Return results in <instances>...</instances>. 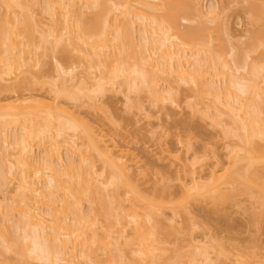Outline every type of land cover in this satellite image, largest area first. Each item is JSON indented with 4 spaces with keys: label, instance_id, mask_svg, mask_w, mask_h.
<instances>
[{
    "label": "bare ground",
    "instance_id": "obj_1",
    "mask_svg": "<svg viewBox=\"0 0 264 264\" xmlns=\"http://www.w3.org/2000/svg\"><path fill=\"white\" fill-rule=\"evenodd\" d=\"M74 1L46 0L45 1L46 5H44V7L42 6L43 9L42 13L49 16V18L51 19V25H45L41 21V19L38 18L37 14L33 11V8L35 6L39 7L38 4L40 3H38V1L0 0V11H2V13L0 12V19H1L0 20V74L12 76L14 75L13 71L16 72L19 71L21 65L18 62H16L17 61L16 58L17 56L25 52L24 51L25 43L23 42L25 38H28L27 44L25 45L28 47L34 41V38L37 34H38L37 36L40 37H43L41 35H46L51 38V42H49L50 44L49 46L50 47L52 46L53 49L54 47H58L59 45H61L62 42L63 44L62 46L66 52L77 53L78 55L77 58L79 63L81 64L83 63L85 65V63L88 62V66L87 64L85 65L87 66L86 70L90 68L93 69V67L97 71L101 70L99 71L100 73L99 77L93 78L92 76V81H91L90 73L88 74L86 73V75L84 76L85 78H83L81 81V85L80 84L78 85L81 86V89H79V91L81 92V94H84V96L82 95L83 98L86 97L85 100L86 101L88 100L87 102L88 103L90 102L91 105H93L95 108H97V106H95L96 104H94L95 102H93L94 100L92 99L93 95L99 93L104 94L105 93L104 91L106 90L108 91L109 90L108 88H110V86H113L115 83L121 82L122 79L123 81L120 83L121 87L125 85L127 86L126 89L131 88V92H136L134 88H136V86L138 87V85L140 84L141 85L144 84L143 90H145L146 94L148 93L150 98L152 97L154 98V101L152 98V101L155 102L153 104H156L158 102L162 103V101L166 102V100L169 101L170 99L169 100L166 99L164 95H162L163 93L162 94L158 93V90L156 89V81L154 80V78L158 80L159 77H162L163 80V77L165 78L167 77V79L169 77L170 79L168 80H171V82L174 85L173 89L178 88L176 86H179L181 84L187 85L186 83H189V85L190 84L192 85V87L190 88L192 89L191 92L193 91L194 95L195 94L197 95L198 93L199 95L198 98H200V101L201 98L203 101H205L203 97L206 98L207 95H209L208 97L211 96L210 97L211 100H208L211 103L208 104L212 105L213 107L212 112H214L211 121H213V124L215 123L217 126L221 127L222 126L221 122L223 120L220 122L221 119L219 118L225 115L229 117V119L232 121V123L230 121V124L235 126L236 132L235 134H233L234 132L230 133L231 131L229 130L226 131L225 129L224 131L222 126L221 127L223 133L222 136L225 139L234 135L229 139H235V138L236 139L234 141L235 143L231 145L230 151L227 152L226 154V157H228L229 159L226 167L221 168L219 170L213 168L212 170L209 171L208 176H206L205 179H202L200 178L201 176L199 177L195 174L196 173L194 169L195 164L192 163L190 164V166L188 164L190 168L187 167V170L184 167L185 165H183L182 166V170H183L182 172H184L183 178H180L181 176L179 175L178 177L176 176V181L178 180V184H179L178 185L179 193L177 195H173V191L170 186V180L169 178L165 177V179L160 178L159 182L163 184L161 189L158 192L157 191L155 192L156 195L145 197L140 192L137 185L135 184L136 180L134 179V176L130 173V168L133 165H135V163L137 162L134 161L133 158L127 152H123L121 150L119 151L116 148V146L113 145L110 137H108L107 134L103 133L102 130L97 131L95 128L93 129V127L91 125H88L87 123L78 126L69 121L66 122L67 120L65 122L60 121L62 120V118L61 117L58 118L59 113L63 112V114L64 113L66 114L67 112L59 107V104L56 103L55 99H54L55 101L53 99L52 101L49 100L46 101V99L43 100L44 98L43 99L41 98L42 100L33 99L32 101V99H27V98L23 99L21 98V96H19V98L15 97L17 99H13L10 102L1 104L2 106H0V122L2 123V126L8 124H14V123L21 125V127L23 126V128H21L22 130L21 133L23 134L15 137L13 141L14 143H12L14 145V150H16L17 153L15 152L16 153L15 155L14 154L11 155L12 159L14 156V160L12 161V163H10L9 161V165H11L12 167L8 166L9 171L6 170L7 173L10 172L12 178L18 176L17 178L20 181L19 184H21L20 188L21 187L22 189L27 188L24 193H29L33 191L32 192L33 194L35 193L38 195L41 188L37 186L39 185V183H41L40 180L43 179H44L42 182L43 187L46 189L45 190L46 192L48 190V193H46L48 194L46 195L48 200H46L47 202L43 204L48 211L50 212L52 211V213L49 214L48 220H46L42 215H40V210L35 204H33L35 203L33 199H32L33 202L30 200L24 201V199L23 200L20 199V202L19 201L18 202L22 203L20 204L23 205L22 208H20L21 207L20 205L16 204L17 207L19 208L16 213L17 214L20 213V216H22V221H23V217L24 219H26L25 221H23L26 223L25 225L26 229H22V231L26 230L25 235L23 234L24 243L26 242L27 245L28 241L32 242L31 245L32 248L28 246L30 248L29 251L31 252L29 254L35 255V256L33 255L34 256L33 258L36 259V262L38 261L36 264L40 262H41L40 264H43V262H46L45 264H62V263L81 264L80 263L82 261L81 259L83 260L89 259L90 263L92 261V264L93 263L100 264L98 263L100 261L97 257L98 255L95 253L96 251L93 248V245L95 243L94 239H96L98 235L97 233H95V229L93 230L92 228L94 224L92 225L91 222L89 223L88 221H86L87 223L85 222V225L84 224L82 225L81 224L82 222L80 221H82L83 219L80 218L81 220L77 223L81 224V226L83 227H79V229L73 230L75 228L72 229L71 226H68L66 223V221H68L67 219L71 218L73 220L74 219L76 220V217L78 218V215L80 213L79 211L81 210L80 208L83 203H86L91 209L92 207H95L97 209L96 210L97 214L95 215L96 216L95 218L106 223L104 224V226L101 227V236L99 235L97 238V241L100 238L99 244L101 245V248H103L102 250L108 251V248L111 247L112 244L114 243L117 244L116 239L112 240L113 237L111 238L110 232H112L111 231L112 228L118 225L117 223H119L118 222L119 220H120L119 224L124 225L125 227H130L131 232L129 234V237L125 239L126 240L125 242H123L122 244L123 247L121 246V248L118 249L119 252H123L121 254H118L119 256L117 257H119V259H117V257H114L115 254L114 253L113 256L110 255L104 261V264H123V262L125 263L126 260H129L130 264H178V263L208 264L209 262L211 263L212 261L214 262L211 264H228L229 261L231 262V263L229 262V264H261L259 261L260 254L258 252V249H255L252 253H249L251 254L250 256H246L245 254H237L232 257L230 253L225 252L222 249V246L218 243V245L214 246L215 256L214 259L211 260L208 257L209 253L205 251L204 248H200L199 243L196 244L191 243L192 240L190 241V244H192L190 246L192 249L196 248L197 251H199L198 253L195 249L194 250L196 252L195 251L192 252V250L190 251L189 249L188 253H186L185 251L186 255L182 254V256H180L179 259L172 258L170 256H165V254L169 251L168 248L165 247L166 240L169 237H171L174 233V228L171 224L172 220L166 219L165 216L166 213H169L172 216L180 215V214L182 215L184 214L187 216L189 214L187 208L189 206V202L196 201L197 203H199L198 201H202V202L207 201L210 204V206H212L215 209H218L228 206L230 204L236 205L237 203L236 199L242 196L247 199L250 198L256 199L253 200L258 202L257 206L259 207L260 205L258 209H262V210H260V213L256 212L258 214H256V217L254 218L255 228L259 227L258 224L262 223L261 220L264 215V143H263L264 129L262 127L264 126L261 123L262 122L261 117H263L261 115H263L262 112H264V110H262L261 107L256 106L259 105V103L255 105L254 102H256V100L260 101V99H262L261 98L262 96L260 95L262 91L264 92V90H262L263 88H260L262 90L260 93L257 85L260 82L257 83L255 81L257 80L261 81L262 79L264 83L263 80L264 75H261V73H259L258 75L262 77L258 76L259 79H255L256 77L253 78V73H255L254 72L255 70H253L252 68L250 69V72H247L250 75V77H248L247 74L246 78H250V80L248 79L249 82L247 84H243L247 82V79H245L246 81L244 82V80L243 81L238 80L239 78L237 77L234 79L231 78L230 81L228 80L230 82L229 84L231 86H234L235 87L234 90L236 89V91L231 92V90L229 89L231 88L230 85L225 86L227 98L224 101H222L221 93L219 89L214 87L212 85V82L208 84V89L207 87L205 88V86H207L205 84L207 83H205L203 80L204 77L206 76V73L208 72L204 71V67L211 68L213 75L220 76L223 79V81L225 79L224 77L226 76L225 71H223L225 69L224 67H222L223 65L220 66L222 68L221 69L219 68L221 70V71L219 70L220 71L219 72L217 70L216 64L214 65L212 64L214 59H212V61L210 59V62L212 64L211 66L208 64L202 65V63L204 64L205 61L201 62L197 60L199 54L203 52L204 49L208 48V50H205V52L208 51L210 53L209 44L211 43H208L210 39L209 40L207 39L209 34L207 36L204 35L205 37L203 36L204 39H202V38L194 37L195 35L193 34H192L193 36H191V34L189 33V37L187 36L188 39L186 38L185 40H183V43L179 45L171 44L173 42L170 41L174 39L172 33H174L177 29L178 21L176 17L179 14L184 15L187 11L189 12V10L191 12L192 11H194L195 13L197 12L196 13L197 15L202 14L199 11V9H197L198 4L196 3L195 0L188 3L187 2L184 3L183 1H181V3L179 2L180 4L175 0L176 3L175 7L170 5L172 3V1L170 0H159V5H158L160 7L159 9L166 11V12L162 11L165 15L163 14V16L157 17L156 19H153L155 17H153L152 20L149 19V23L146 25V27L150 28L149 30L153 37H149L147 35L148 33L146 31L147 28L143 23L140 25V33H141L140 38H141V44H143L141 46H143L144 48L138 46L140 42L139 43L137 42L138 44L135 43L136 46L134 47V49H137V46L138 48L139 47L142 48L141 50L143 51L145 57L144 56H142V58L139 57L140 55V48H139L138 55L137 53L136 55L138 57L137 59L140 60L138 61V63L141 62L140 63L141 66H139L140 64L139 65L137 64V65H130L131 67L127 64H124L126 62L122 61V59L120 60V57H122L121 55L122 51H121V47L120 49L118 48V44L123 43V45L126 44V47H128L126 48L123 46L124 50L125 49L130 50L129 46L131 42H134L132 41L134 37V30H133L134 23L131 22L132 20L131 12L133 6L132 3H130V0H121V2L123 3V7L119 15H121L123 18L122 21L120 20L122 27L118 22L119 20L117 16H115L116 14L111 15V17L113 16V19L111 18L112 23H110V25L108 24V26L106 25L107 22L109 21L108 19L110 17V13H112V11L114 10V7H108V5H106L107 2L105 3L104 1L101 0L99 1L91 0L92 2L89 0L90 1L89 2L86 0L87 1L86 4H88L87 7L90 4L91 6H93V7L89 6L90 10L94 8L95 9L92 10V14H90L91 20H87L88 22H86V20L82 22L81 20L84 17H82L80 9L75 6ZM168 5H170V8ZM254 7H256V5ZM16 11L20 15V18L23 19V23H21L19 27L15 25L14 21L10 17L11 14H14ZM188 12L185 15L189 14ZM252 13H254V11ZM134 16L135 17L133 18H137L143 22L145 21L144 18H146L144 14L141 13L135 14ZM72 20L74 24H72L73 23ZM116 21L119 23L117 25L120 27L116 26L117 23ZM48 27L49 28L51 27V29H49ZM110 27L113 28L112 31L110 30L111 29ZM110 36L111 38H109ZM255 39H259V37ZM205 40L208 41L205 42ZM116 42L119 43L117 44ZM110 43L112 44L113 52L108 54L107 51L109 49L108 47L110 46ZM120 45L121 44H119V46ZM133 46L131 45L132 47L131 49H133ZM186 46L196 50L194 56H192V51L189 52L190 57L191 58L193 57L194 60V63L192 65L189 63V60L187 58L188 55L186 56V52H187ZM134 49L132 52L134 56L130 54L133 57H135ZM158 55H160V57ZM132 56H130L129 58H133ZM157 58L158 60L160 58V61L162 60L163 63L160 62L161 64L158 65V63H156L158 61L154 63L150 62V60ZM235 59L236 58H234L233 60ZM238 60L234 61V62L237 61V63L235 64L233 62L235 68L237 65H239L240 61L238 62ZM217 61H215L214 63H217ZM243 63L244 64L241 66L242 68L246 66V62L243 61ZM17 64H19V66ZM122 65L124 66V68L122 67ZM192 66H194L195 68L189 70V68ZM238 67L239 66H237L236 70L242 69ZM97 68L100 69L98 70ZM58 70L63 75H65L67 72L61 66H58ZM260 70L262 71L261 68ZM251 71L253 72L251 73ZM124 72H126L127 74L124 75ZM68 74L69 73H67V75ZM96 74L97 73H95V75ZM98 74L96 76H98ZM251 77L253 79H251ZM119 78L122 79L119 80ZM69 79L71 81L72 78H68V81ZM250 81L252 85L249 86L248 84L250 83ZM77 83H80V81ZM120 84L118 85L120 86ZM132 89H134V91ZM137 89L140 91L141 87ZM205 89L207 91H205ZM76 90L78 93V87ZM143 90L141 91V93L144 92ZM139 91L137 92V94H140ZM75 94L74 95L71 94V95L75 96ZM81 94H79V96H81ZM246 95H249V97H247ZM241 96H243L244 98H242ZM201 104L204 103L201 101ZM208 104L206 103L205 105H202L203 112H201L200 115H202L204 119H208L211 117L209 116L208 113L209 111H207V109H209L208 107H211ZM70 114L72 115V113ZM66 132L69 133L72 132L73 135L74 133H78L77 137L79 138L80 141L84 142L87 148L86 149L84 147V153L80 152L82 151V149H80V151L78 150L81 153L80 155L78 153V155L80 156L78 157L80 164L81 162L84 163L85 161L84 160L85 158L83 157H85L86 154H89V152L86 150H89L90 153L92 151L96 156L99 157V160L100 159L103 160L102 162L103 164H105L104 171L107 170L106 173L108 172L107 173L108 180H106L107 182L106 185L107 187L110 188V192L106 194V196L108 195L110 199L115 200V197L117 198L118 196L117 195L118 192L122 190L123 193L130 198L128 200L129 203L128 206L126 207V209H123L124 211L122 210L123 213L122 211L121 214L119 213L121 209L119 208L120 206L119 203H116V205L114 204L115 205L114 210H110L113 208L112 202H110L111 204L109 203L110 204L109 206L108 204L105 205L106 200H104L101 197V195H99V197L97 196L98 189L96 190L97 187L94 188V186H92L93 184L91 185L89 181L90 178L87 177L88 178L87 179L85 176L84 178H79L78 174L75 173V171L73 170L74 168L73 164L69 165L71 166L70 168H72V172L68 171L66 177L67 179H64L63 177L65 175L57 172L56 168L54 167V161L52 160L51 158L52 155L49 152L47 154L50 158L48 157V159H44V161H41L42 163L39 162L36 166V171H35V166H34L35 164L32 165L33 164V162H31L32 159L30 160L28 156V154H30L28 151L31 147L29 145L30 144L29 142L36 141L38 146L44 144V141L47 139V143L49 145L48 148L49 147L53 148L55 145H57L55 144V142L57 141L56 139L62 138L61 139L62 142L68 143L67 137H65L66 135H68ZM257 139L259 140L261 139V141H263L261 146L260 144L255 142V140ZM74 141L73 142L69 141L71 142L70 144L72 146L76 143ZM179 142L183 143L181 140ZM184 143H185L184 147L188 150L190 147L189 145L190 138L188 140H185ZM55 150H57V148ZM7 155L5 156L4 161H7L6 159L9 158L11 160L10 154L8 155L9 157ZM82 155L83 157L81 158ZM163 159L170 161L172 164L173 163L175 164L176 162L178 165L181 162L180 160H182L180 159V156L176 154H171L169 152L164 153ZM56 160L58 161V159ZM28 169H30V171L32 169L34 173L32 172L33 173L32 174L31 172L26 171ZM92 169H90L91 173H88V175L86 176H89V174L95 175L94 171H93L94 173H92ZM25 171L26 173L28 172L29 174L27 175V177L28 176L30 177L31 174L34 177L38 176L37 181H35V185L32 179H31L32 182L29 181L30 179L26 180L28 178L24 176ZM1 172L2 171L0 169V173ZM47 173H49L50 175ZM0 175L2 178V174ZM4 175H6V173H4ZM155 175L159 176L158 173H155ZM31 185H33L34 187L37 185L36 186L37 188L35 187L34 190H32L30 188ZM92 187L96 191L92 190L91 189ZM30 189L32 191H29ZM34 200H36L37 203L38 198L36 197L34 198ZM56 201H60L58 210L56 209L55 206ZM115 210L117 214L116 212H114L115 214L113 213V211ZM114 216L115 217L117 216L119 218L121 217L122 220L125 221L127 218V221L123 223L124 221H121V218L118 221H116L118 218L116 217L115 220ZM112 219H113V224L115 223V221L116 223L114 225H111V223H109L110 225H108L107 223ZM258 219L260 220L259 223H258L259 221ZM164 223H166L165 227H163ZM86 224L87 227H85ZM191 227L192 226H190L189 229H191ZM47 229L49 231L51 230L50 234L47 233ZM165 230L168 233H166ZM74 234H77L76 235L77 237L75 236V239L72 240L71 235ZM3 237L5 236L3 235ZM3 237L1 239H3ZM4 240L6 239L4 238ZM111 240L113 242H111ZM3 242H2L1 250H3L4 253L5 252L8 253V251H10L9 250L10 246L9 247L7 246L9 249H7L6 247L7 251H5L6 249L3 245ZM6 243L7 241L5 242V244ZM69 244L70 246H68ZM22 247H23V253L24 252L26 253V250H24V246ZM22 247H21V256L23 255ZM28 247L26 248L27 250ZM77 247H80L79 251L77 250ZM88 249L90 250L88 251ZM110 249L108 253H110ZM77 252L80 254V256L76 255ZM120 255H123L121 258L126 257L127 259H123V261L120 260ZM18 256L20 258V252ZM27 256L29 255L27 254ZM23 258H25V256L21 257V259ZM79 258L80 261H77ZM114 259H117L118 262L115 261Z\"/></svg>",
    "mask_w": 264,
    "mask_h": 264
},
{
    "label": "rangeland",
    "instance_id": "obj_2",
    "mask_svg": "<svg viewBox=\"0 0 264 264\" xmlns=\"http://www.w3.org/2000/svg\"><path fill=\"white\" fill-rule=\"evenodd\" d=\"M36 1H38V3H40L41 5L38 4L39 7L35 6L36 9L34 7L33 11L37 14L38 18H40L45 25H51V19L49 18V16L42 13L43 10L42 6L44 7V5H46L45 4L46 0H36ZM48 1H52V0H48ZM53 1H59V0H53ZM87 1L86 0L74 1L75 6L80 9L82 17H84L81 20L82 22H84L85 20L86 22H88L87 20H91L90 14H92V10L95 9L94 8L90 10V7L93 6L89 4L90 7L89 6L87 7L88 5L86 4ZM101 1H104L105 3L107 2L106 5H108V7H114V10L112 11V13H110V17L108 19L109 21L107 22L106 25L108 26V24L110 25V23H112L113 16L111 17V15L116 14L115 16H117L119 20L118 22L120 23L121 26L120 20L122 21L123 19L122 16L119 15L123 7V3L121 2V0H106V1L101 0ZM170 1H172V3L170 2L171 3L170 5L175 7L176 5L175 0H170ZM181 1H183L184 3L185 2L188 3L194 0H176V2L178 3L179 2L181 3ZM195 1L198 4L197 9H199V11L203 15L202 14H201L202 16L197 15L196 14L197 12L196 13L194 11L191 12L190 10L189 12L187 11L189 13L187 15H185L187 12L184 15L179 14L180 16L178 15L176 17L178 21L177 29L174 32L175 34L172 33L174 39L170 41L173 42L171 44L179 45L183 43V40H185L187 36L189 37V33L191 34V36L195 35L194 37L202 38V39H204L203 38L204 35L207 36L209 34L207 39L208 40L210 39V41L208 40L207 41L208 43H211L209 44L210 53L208 51L205 52V50H208V48L204 49L203 52L199 54L198 58L197 57L196 58L201 62L205 61V63L204 64L202 63V65L208 64L211 66L212 64L213 65L216 64L218 71L222 67L225 68V69L223 68L224 69L223 71H225L226 73V76L224 77L225 78L224 81L220 76L213 75L211 68L208 67L207 68L204 67V71H207L208 73H206V76L204 77L203 80L205 83H207L205 84L207 85L205 86V88L207 87V89H208V84L212 82V85L219 89L221 93L222 101H224L227 98L225 86L230 85L229 81L231 80V78L234 79L237 77L239 78L238 80L241 81L244 80V82L246 81L245 79H247L246 83L242 82L243 84H247L249 82L248 79L250 80V78H246L247 74L248 77H250L249 73L247 72H250V69L252 68L253 70H255L254 71L255 73L257 72L256 74L253 73V78L256 77L255 79H259L258 77L260 76L258 75L259 73H261V75H264V0H195ZM130 3H132L133 6L131 12V16H132L131 22L134 23V29H133L134 37L132 40L134 42H131L129 46L130 50L128 49L124 50L123 46L126 47V44L123 45V43L118 42L119 44H121L119 46V44L116 42L118 44V48L120 49L121 47V51H122L121 55L123 58L120 57V60L122 59V61L126 62L123 63L129 66L137 65V64L139 65L141 63V62L138 63V61L140 60L137 59L138 58L137 55L139 52L138 49L140 48V47L138 48V46L143 45L141 44V38H140L141 35L140 25L143 23L146 27V25L149 23V19L152 20L153 17H155L153 19H156L157 17L163 16L164 14L163 12H166L159 9L160 8L158 6L159 0H130ZM253 4H255L256 7H254L255 5ZM170 5H168L169 8ZM253 11L255 14L252 13ZM0 12L2 13V11ZM140 13L144 14V16L146 17L144 18L145 19L144 22L137 18H133L135 17L134 16L135 14H140ZM10 17L14 21L15 25L18 27L21 25V23H23V19L20 18V15L18 14L17 11L14 14H11ZM118 22L116 23V26L120 27L117 25L119 24ZM72 24H74V22ZM110 28H111L110 30L112 31L113 28L112 27ZM146 28H147L146 31L148 32L147 35L149 37H153L149 30L150 28L148 27ZM49 29H51V27ZM36 36L34 38V41L28 47L25 46L27 44L28 38H25V40H23V42L25 43L24 45L25 52L17 56L16 58L17 60L16 62H18L21 65L19 71L18 72L13 71L14 75L12 76L0 74V106H2L1 104L3 103L10 102L13 99H17L15 97L19 98V96H21V98L23 99L24 98L32 99V101L33 99L39 100L41 98L42 99L44 98L43 100L46 99V101L48 100L52 101V99L53 100L55 99L56 103L59 104V107L67 112L66 114L60 112L61 115L59 113L58 118L59 117L62 118V120L60 121L65 122L67 120L66 122L69 121L78 126L87 123L88 125H91L93 129L95 128L97 131L102 130L103 133L107 134L108 137H110L113 145L116 146V148L119 151L121 150L123 152H127L133 158V160L137 162L135 163V165H133L130 168V173L134 176V179L136 180L135 184L137 185L138 189L145 197L156 195L155 192L156 191L158 192L163 184L160 183L159 180L160 178L165 179V177L169 178L170 180V186L172 188L173 195H177L179 193L178 190L179 184H178V180L176 181V176L178 177L179 175L181 176L180 178H183L184 176V172H182L183 165H185L184 167L187 170V167H189L190 164L192 163L195 164L194 165V169L196 172L195 174L199 177L201 176L200 178L202 179H205L206 176H208L209 171L212 170L213 168L219 170L221 168L226 167L229 160L228 157H226V154L227 152L230 151L231 145L235 143L234 141L236 138L234 137L235 139H229L234 136V135L233 136L229 135L230 137L224 139L222 136L223 133L221 129L223 128L224 131L225 129L226 131L229 130L231 131L230 133L234 132L233 134H235L236 132L235 126L230 124L231 120L226 115L221 116V118H219L221 119L220 122L223 120L222 121L223 124L221 122V125L223 126V127L221 126L222 128L217 126L215 123L214 124L217 127L213 124V121H211L214 113L212 112L213 107L212 105L208 104L210 103L208 100H211L210 98L211 96L208 97L209 95H207L206 98L202 96L205 101H203L201 98V101L204 103L201 104L200 98H198L199 97L198 93L197 95L196 94L194 95L193 91L191 92L192 90L190 89L192 87L191 84H190L191 86L189 85V83H186L187 85L181 84L182 86L181 85L176 86L178 88L181 86L179 89L175 87H174L175 89H173L174 85L171 82V80H168L170 79L169 77L168 79L167 77L166 78L163 77V80L162 77L159 78L156 77L158 78V80L155 78L154 80L156 81V89L158 90V93L160 94L163 93L162 95H164L166 99L168 100L170 99V100L169 101L166 100V102L162 101V103L158 102L159 104L158 103L153 104L155 103L153 102L154 98L151 96L153 98L152 101V98L149 97L148 93L147 94L145 93V90H143L144 84L143 85L140 84L138 85V87L136 86V88H134L136 92H131V88L126 89L127 86L125 85L121 87L120 83L123 81V79L119 78V80L122 79V81L115 83L117 84V85L114 84L115 86L114 85L110 86V88H108L109 89L108 91L107 90L104 91L105 92L104 94H100V93L96 95L92 94L93 95L92 99H94L93 102H95L94 104H96L95 106H97V108H95L93 105H91L90 102H89L90 104L87 102L88 100L87 101L85 100L86 97L83 98L84 94H81V92L79 91V89H81V86L78 85L79 84L81 85V81L83 78H85L84 76L86 75V73L87 74L90 73L91 81H92V76L93 78L99 77L100 76L99 71H101L99 70L100 68H97L99 71L94 69V67L93 69L90 68L86 70L88 66V62L85 63V65L87 64V66H85L83 63L82 64L79 63L77 58L78 57L77 53L66 52L62 46L63 45L62 42L61 45H59L60 44L59 43L58 44L59 46L54 47L53 49L52 46L51 47L49 46L50 45L49 42H51V38L49 36L46 35H41L43 37L40 36L36 37ZM257 37H259V39H255ZM109 38H111V36ZM207 41L205 40V42ZM137 42L140 43L137 46V49H134L136 44H138ZM131 45L132 46L134 45L133 49L135 51V57H133L134 55L132 53L133 49H131L132 48ZM141 47L144 48L143 46ZM186 47H187L186 56L188 55L187 58L189 60V63L192 65L194 63V60L193 57L192 58L190 57L189 52L192 51V56H194L196 50L188 46ZM108 48H109L107 51L108 54L113 52L111 43ZM142 48H140L141 56L139 55V57L141 58L142 56L145 57L143 51L141 50ZM130 54H132L133 56ZM130 56H132L133 58H129ZM158 56L160 57V55ZM233 57L236 58L235 60L240 59L238 60V62L240 61L239 65L236 64L237 66H239L238 68H242L241 66L244 64L243 61L246 62L247 67L245 66L246 68L244 67L241 70L240 69L236 70L237 66L235 68L234 64L237 63V61L234 62L235 60H233L234 59ZM205 58L208 59L206 60ZM210 59L211 61L212 59L218 61L217 63H214L215 61L213 60V63L211 64ZM150 62L151 63L156 62L158 63V65L163 63L162 60L160 61V58L159 60L158 58L152 59L150 60ZM19 64L17 65L19 66ZM249 65H251L252 67ZM58 66H61L63 69L67 71L65 75L60 73V71L58 70ZM139 66H141V64ZM122 67L124 68L123 65ZM192 68L195 67L192 66L189 68V70H191ZM260 68L262 69L263 72L260 70ZM252 72L253 71H251V73ZM67 73L69 74L67 75ZM95 73L97 74L99 73L98 76H96L97 74L95 75ZM126 74L127 73L124 72V75ZM67 77L72 78L73 80L71 79L70 81L69 79L70 81L69 82ZM253 78L251 77V79ZM65 79L67 80V82ZM63 80L65 81V83ZM79 81L80 83H77ZM251 81L248 84L249 86L252 85ZM255 82L257 83L260 82L257 85L261 93V91L264 90V83L262 79L261 81L257 80ZM118 84H120V86ZM72 87H75L76 89L78 87V93L77 90ZM140 87L141 90L139 91L137 88ZM230 87L231 88L229 89L231 90V92L236 91V89L234 90L235 88L234 86L230 85ZM260 88L263 89L261 90ZM125 89L126 91L127 90L128 91L126 92ZM134 89L132 90L134 91ZM142 90L144 92L141 93ZM138 91L140 92V94H137ZM205 91L207 90L205 89ZM262 93L260 95L262 96L261 97L262 99H260L261 102L259 100L258 101L256 100L257 103L254 102V104L256 105L259 103V105L262 106L259 105L256 106L261 107V109L264 110V103H263L264 92L262 91ZM71 94L73 95L75 94V96L76 95L77 96L75 97L72 96ZM79 94H81V96H79ZM170 95L172 96V99L174 98L175 99L172 100ZM246 96L249 97V95ZM241 97L244 98L243 96ZM205 102L209 106H211L208 107L209 109H207V111H209L208 112L209 116H211L208 119H204L202 115H200V113L203 112L202 105H205L206 104ZM68 112L72 113L73 116ZM262 114L263 115L261 116L263 117L261 116L260 117L262 119L261 123L264 126V112H262ZM21 128H23V126L21 127V125L16 123L2 126V123L0 122V169L2 171L0 173L2 174V178L0 175V236L2 237L3 235L5 236L3 237V239H1L2 237H0V246H1L0 253H2L0 254V264H36L38 262V261L36 262V259L33 258L35 256L34 254L32 255L29 254L31 253L29 250L30 248H32L31 246L32 242L28 241L27 245L26 242L24 243L23 236L25 235L26 230L22 231V229H26L25 226L26 223L23 222L26 219H24L23 217V221H22V216H20V213L19 214L16 213L17 210L19 209L17 205L22 204L19 203L20 199L21 200L24 199V201L26 200L32 201L33 199V201L35 202L33 204H35L38 207V209L40 210V215H42L46 220L49 219V214L52 213V211L51 212L48 211L46 207L43 205L44 203L47 202L46 200H48L46 197V195H48L46 194L48 193V190L47 192L45 191L46 189L43 187V183H42L44 179L40 180L41 183L38 182L39 183L38 186L36 185L42 190V191L40 190L38 195L32 193L33 192L32 190H34V188L36 187V186L34 187L33 185L30 186L32 190L31 189L29 190L32 192L24 193L27 188L25 189H22V187L20 188L21 184H19L20 181L17 178L18 176L12 178L10 172L7 173V171H9L8 166L12 167L11 165H9V161L10 163H12V161L14 160V156L12 159L11 155L13 154L15 155L17 153L16 150H14V145L12 143H14L13 141L15 137L23 134L21 133L22 132ZM262 128L264 129V127ZM66 133L68 135H66L65 137H67V142L69 144L66 142L65 143L62 142L61 141L62 138L56 139L57 141L55 142V144L57 145H55L53 148L49 147L50 149L48 148L49 145L47 143L46 138L44 144L38 146L36 141L29 142L30 143L29 145L31 147L28 151L30 153L28 154V156L30 160L32 159L31 160V162H33L32 165L35 164L34 165L35 171H36V166L39 162L44 161V159H48L49 157L47 154L48 152L51 153L52 155L51 158L54 161V167L56 168L57 172L65 175L63 177L64 179H67L66 177L68 171L72 172V168H70L71 166L69 165L73 164L74 165L73 170L75 171V173L78 174L79 178H84V176L86 178L87 177L90 178L89 181L91 185L93 184L92 186H94V188L97 187L96 190L98 189L97 196L99 197V195H101V197L104 200H106L105 205L108 204L109 206L111 204L110 202H112L113 208L110 207L112 208L110 210H114V206L116 205V203H119L120 205L119 208H121L119 213L121 214V211L123 209H126V207L128 206L129 204L128 200L130 198L126 194H124L122 190L118 192L117 198L115 197L116 201L114 199L113 200L110 199L108 195L106 196V194L110 192V188L107 187L106 185L107 183L106 180H108L107 179L108 172L106 173L107 170L104 171L105 164H103L102 162L103 160L102 159L99 160V157L96 156L92 151L90 153L89 150H86L89 152V154H86L88 156L86 155L85 157H83V155L81 156V158L82 157L85 158L84 160L86 162L84 161L85 164L82 162L80 164L78 157H80L79 156L81 154L80 152L84 153V147L86 148V146L84 142L80 141L79 138L77 137L78 133H74L75 136L72 134V132L71 133L66 132ZM72 135L74 136V138ZM187 138L188 139L190 138V144H189L190 147L188 150L184 147L185 146L184 141L188 140ZM180 140L183 143L179 142ZM230 140L233 142H231ZM258 140L259 139L255 140V142L260 144L261 146L263 141H261V139L259 141ZM69 141L76 142L77 144L76 143L74 144L76 147L74 145L72 146L70 144L71 142ZM56 148L57 150H55ZM80 149H82V151H80ZM165 152H169L171 154H176L180 156V159H182L180 160L181 162L179 161L180 164L178 165L175 162V164L173 163L174 164L173 165L170 161L163 159ZM5 154L6 155L10 154L11 160L9 158L6 159L7 161H4L6 156ZM56 159H58L59 162ZM90 169H92V173L95 172V175L89 174V176H86L88 175V173H91ZM26 171L34 173L32 169L31 171L30 169ZM26 171L24 173V176L28 178L26 180L30 179L29 181L31 182L33 180L35 185V181H37L38 176L34 177L32 175L33 173L32 174L30 173L31 176L27 177V175L29 174L28 172L26 173ZM4 173H6V175H4ZM155 173H158L159 176H156ZM91 189L95 190L93 189V187ZM36 197L38 198L37 203L36 200H34V198ZM253 199L252 198L247 199L240 196L236 199L237 202L236 205L230 204L228 206L218 209H215L212 206H210V204L207 201H203V202L198 201L199 203L193 201V202H189V206L187 207L189 214L187 216L184 214L172 216L169 213H166L165 216L166 219L172 220L171 224L174 228V233L171 237H169L166 240L165 247L168 248L169 251L165 254V256H170L172 258L179 259L180 256H182V254H185V251L186 253H188L189 249L190 251L192 250V252H194L195 250L197 251L196 248H194L195 249L194 250L190 246L192 245L190 244V241L194 240L196 242L191 241V243L193 244L199 243L200 246L199 245L198 246L200 248H204L205 251L209 253L208 257L211 260H213L215 256L214 246L218 245L219 243L222 246V249L225 252L230 253L232 257L237 254H245L246 256H250L251 254L249 253H252L255 249H258V252L260 254L259 261L261 264H264V215L262 214L263 215L261 220L262 223L258 224L259 227H256L258 228L256 229L254 224L255 223L254 218L256 217V214H258L256 212L260 213V210L262 209H258L260 205L258 207L257 206L258 202L255 201L256 199L255 200ZM59 204L60 201L55 202V206L57 210L59 209ZM20 206H19L20 208L23 207V205ZM80 209L81 210L79 211L80 213L78 215L79 220L77 217L76 220L78 221L70 218L67 219L68 221H66V223L68 226H71L72 229L75 228L73 230H77L79 229V227H83L81 226V224L85 225L86 221H88L89 223L91 222L92 225L94 224L93 225L94 227L92 226V228L93 230L95 229V233H97L98 235L96 239H94L95 243L93 245V248L95 249L96 251L95 253L98 255L97 257L100 260L98 263L104 264V261L110 255L113 256L114 253H115L114 257H117L119 256L118 254L123 253V252H119L118 249H120L123 242L126 241L125 239L129 237L131 231H130V227H125L124 225L119 224L120 223L119 219L121 217L119 218L116 216L118 218L116 220V217L114 216L116 221L119 220L118 221L119 223H117L118 225L117 226L115 225L116 227L112 228L111 229L112 232H110L111 238L113 237L112 240L116 239L118 245L116 243L112 245L110 244L111 247L108 248V251H105L102 250L103 248H101V245L99 244L100 238L98 241L97 238L99 235L101 236V227L104 226V224L106 223L95 218L96 217L95 215L97 214L96 211L97 209L95 207H92V209L95 210L93 211L86 203H83ZM114 212H116V210L113 211V213ZM80 218L83 219L84 221L83 220L80 221L81 220ZM1 219L4 220L2 221ZM79 221L82 223L78 224L77 222ZM121 221H124L123 223H125L127 221V218L126 221L122 220L121 218ZM259 222L260 220L258 221V223ZM109 223H111V225L115 224V223L113 224V219L109 221L107 224L110 225ZM166 223L163 224V227H165ZM190 226H192L191 229H189ZM85 227H87V224ZM165 232L168 233L166 230ZM47 233L50 234L51 230L49 231L47 229ZM77 234L71 235L72 240L75 239V236ZM4 238L6 240H4ZM112 240L111 242H113ZM6 241L7 243L5 244ZM2 242L5 249L7 246L8 247L10 246L9 247L10 249L7 247V249L10 250L8 251V253L7 252L4 253V251L1 250ZM24 244L27 247L29 246L30 248L28 247L27 250L26 249L27 247ZM22 246H24V250H26V253L24 252L25 255L23 253ZM68 246H70V244ZM21 247L23 254L22 256H21ZM114 247L116 250L114 249ZM7 249L5 251H7ZM109 249H110V253H108ZM77 250L79 251L80 247H77ZM89 250L90 249H88V251ZM19 252H20V258L18 256ZM198 252L199 251H197V253ZM27 254L29 256H27ZM76 255L80 256L78 252ZM23 256H25V258L21 259V257ZM122 256L123 255H120V260L123 261V259H127L126 257L121 258ZM117 259H119V257H117ZM117 259L114 260L117 261ZM81 260H82L80 262L81 264H92V261L90 263L89 259H86L87 261L89 260L88 262L85 259L84 260L81 259ZM77 261H80V258ZM213 262L214 261H212L211 263ZM45 263L46 262H43V264ZM211 263L209 262L208 264ZM123 264H130V261L126 260L125 263L123 262ZM178 264H183V263H178Z\"/></svg>",
    "mask_w": 264,
    "mask_h": 264
}]
</instances>
